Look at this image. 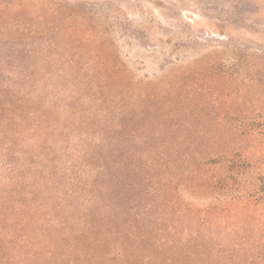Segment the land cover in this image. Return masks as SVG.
Returning a JSON list of instances; mask_svg holds the SVG:
<instances>
[{
	"label": "rangeland",
	"instance_id": "obj_1",
	"mask_svg": "<svg viewBox=\"0 0 264 264\" xmlns=\"http://www.w3.org/2000/svg\"><path fill=\"white\" fill-rule=\"evenodd\" d=\"M0 88V264H264V0H0Z\"/></svg>",
	"mask_w": 264,
	"mask_h": 264
},
{
	"label": "trees",
	"instance_id": "obj_2",
	"mask_svg": "<svg viewBox=\"0 0 264 264\" xmlns=\"http://www.w3.org/2000/svg\"><path fill=\"white\" fill-rule=\"evenodd\" d=\"M30 104L25 95L0 88V144L6 146L8 152L15 153V144L25 140L29 133H40L41 127L46 126L48 122L50 114L47 105H38L36 102L32 106ZM101 158L106 166L111 162L112 155L102 154ZM108 183L110 186L111 180Z\"/></svg>",
	"mask_w": 264,
	"mask_h": 264
}]
</instances>
